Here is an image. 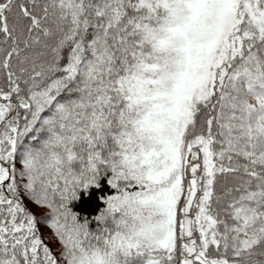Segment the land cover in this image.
<instances>
[{
	"label": "snow or ice",
	"instance_id": "obj_1",
	"mask_svg": "<svg viewBox=\"0 0 264 264\" xmlns=\"http://www.w3.org/2000/svg\"><path fill=\"white\" fill-rule=\"evenodd\" d=\"M0 264H264V0H0Z\"/></svg>",
	"mask_w": 264,
	"mask_h": 264
}]
</instances>
